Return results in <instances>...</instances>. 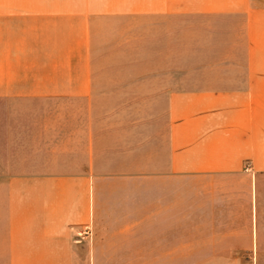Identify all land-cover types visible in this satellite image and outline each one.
<instances>
[{
	"label": "crops",
	"instance_id": "1",
	"mask_svg": "<svg viewBox=\"0 0 264 264\" xmlns=\"http://www.w3.org/2000/svg\"><path fill=\"white\" fill-rule=\"evenodd\" d=\"M183 235L264 264V0H0V264H178Z\"/></svg>",
	"mask_w": 264,
	"mask_h": 264
},
{
	"label": "rangeland",
	"instance_id": "2",
	"mask_svg": "<svg viewBox=\"0 0 264 264\" xmlns=\"http://www.w3.org/2000/svg\"><path fill=\"white\" fill-rule=\"evenodd\" d=\"M28 158V156H27ZM141 202L136 204V206H141ZM194 204V199L190 196L184 195L183 197V214L188 215L191 212V206ZM104 213L110 211V205L109 204H104ZM79 237V236H76ZM183 250L178 255V264H192L194 262L192 255L194 254V250L191 249L190 244H191V238L193 236L191 235H183Z\"/></svg>",
	"mask_w": 264,
	"mask_h": 264
}]
</instances>
